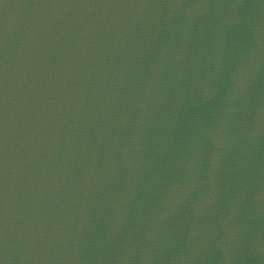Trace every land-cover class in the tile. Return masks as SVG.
Returning <instances> with one entry per match:
<instances>
[{
    "label": "water",
    "instance_id": "95a60500",
    "mask_svg": "<svg viewBox=\"0 0 264 264\" xmlns=\"http://www.w3.org/2000/svg\"><path fill=\"white\" fill-rule=\"evenodd\" d=\"M0 264H264V0H0Z\"/></svg>",
    "mask_w": 264,
    "mask_h": 264
}]
</instances>
